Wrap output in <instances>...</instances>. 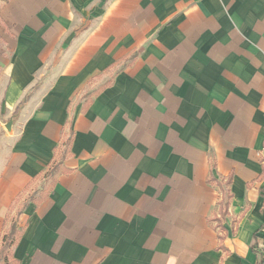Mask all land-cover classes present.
Here are the masks:
<instances>
[{"label":"crops","instance_id":"obj_1","mask_svg":"<svg viewBox=\"0 0 264 264\" xmlns=\"http://www.w3.org/2000/svg\"><path fill=\"white\" fill-rule=\"evenodd\" d=\"M13 229L6 264H264V0H0Z\"/></svg>","mask_w":264,"mask_h":264},{"label":"trees","instance_id":"obj_2","mask_svg":"<svg viewBox=\"0 0 264 264\" xmlns=\"http://www.w3.org/2000/svg\"><path fill=\"white\" fill-rule=\"evenodd\" d=\"M14 230L15 229H13L10 234L4 237L2 247L0 248V264H6L8 261V250L14 244Z\"/></svg>","mask_w":264,"mask_h":264},{"label":"water","instance_id":"obj_3","mask_svg":"<svg viewBox=\"0 0 264 264\" xmlns=\"http://www.w3.org/2000/svg\"><path fill=\"white\" fill-rule=\"evenodd\" d=\"M12 122H13V120H11V121L8 122V124L6 126L7 130H10V128L12 126Z\"/></svg>","mask_w":264,"mask_h":264}]
</instances>
